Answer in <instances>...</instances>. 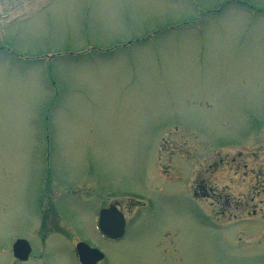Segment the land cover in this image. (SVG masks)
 Masks as SVG:
<instances>
[{
  "label": "rangeland",
  "instance_id": "obj_1",
  "mask_svg": "<svg viewBox=\"0 0 264 264\" xmlns=\"http://www.w3.org/2000/svg\"><path fill=\"white\" fill-rule=\"evenodd\" d=\"M0 28V264H78L110 203L106 264H264V224L215 225L199 191L238 152L264 175V0H0Z\"/></svg>",
  "mask_w": 264,
  "mask_h": 264
},
{
  "label": "flooded vegetation",
  "instance_id": "obj_2",
  "mask_svg": "<svg viewBox=\"0 0 264 264\" xmlns=\"http://www.w3.org/2000/svg\"><path fill=\"white\" fill-rule=\"evenodd\" d=\"M5 31L0 28V55L2 53L5 52V54H7L8 56L6 57L7 59L9 58L12 61L13 66H15L14 63V58L15 55H17L14 51H12L10 48L8 49L6 44H5V38L7 39V33H4ZM0 59H2L0 57ZM258 143H254L252 145H245V146H253L255 144H259ZM221 151H226L224 148H222ZM241 158H244V160H241ZM250 160V164L248 163V161ZM259 158L257 153L251 152V154H244L243 152H238L235 156H233L231 159L228 157H223L220 158L219 162H215L213 164H210L209 167L207 168L208 171L213 170V168L215 167L220 168L221 172L223 174V188L221 190V192H217L216 189H214L212 186H208V182H207V190L204 186H202L201 188H199V191L201 192V194L207 197V199H210V208H217L218 211L220 212V216L221 218L218 219H211L210 214L207 211V217H209L213 223L215 225H220L221 228H230L229 225H247L250 226L252 224H258V223H262L264 224V220L262 219L263 217H258L257 216V209H255L256 205L257 207H259V202H257L256 199H254V197H258V194L260 193H264V175L261 176V174L257 171H255V167H253V164L258 162ZM260 169V168H258ZM263 170H264V164H263ZM219 171V170H218ZM242 171H244V177L245 179L239 177V173H242ZM236 176V177H235ZM233 178H236L235 183H232ZM249 178V181H247V179ZM229 180H230V184H229ZM242 180H245L244 182H247V185L252 188V189H256V191H251L249 192V194L246 196V198H251L250 200H247L246 198L244 199L243 197H238L233 193V190H235V188H237V186L239 184H244V182ZM229 184V185H227ZM260 185H262V188L259 190V188L261 187ZM220 193V194H217ZM255 193V194H253ZM196 196H199L196 193ZM215 199V200H212ZM208 201V200H207ZM261 205L264 206V200L261 201ZM111 207L116 208L124 217V234L119 238V239H112L109 238L107 236H104L100 233L99 231V218H100V212L102 210H106L109 209ZM264 209V208H263ZM263 209L259 212V214L263 213ZM208 210V209H207ZM254 215H256L257 217H255ZM254 216V217H253ZM205 218V217H202ZM207 219V218H206ZM128 220L126 217L125 212L120 208L119 204L117 203H110L107 206H100L99 204L96 205L95 207V226L94 229L96 231V234L98 235V237H100L102 239V245L101 246H93L90 245L89 243L85 242V241H81L78 242L75 246V257L77 259L76 262H78V264H81L80 262V258H79V253H78V246L81 243H85L86 245H88L89 247L93 248V249H97L99 250L103 255V259L101 261H99L97 264H106L107 260H108V254H109V249H107V246H112L115 245L117 243H120L122 240H124L126 238V234H127V227H128ZM257 226V225H256ZM258 228H260V226H257ZM19 239H24V238H19ZM29 242V241H28ZM30 243V242H29ZM31 245V243H30ZM32 247V253L29 256L28 260H30L31 256L33 255V246ZM74 257V259H75ZM17 262L20 263L19 260L15 259ZM27 260V261H28ZM26 261V262H27ZM24 263V262H22Z\"/></svg>",
  "mask_w": 264,
  "mask_h": 264
},
{
  "label": "water",
  "instance_id": "obj_3",
  "mask_svg": "<svg viewBox=\"0 0 264 264\" xmlns=\"http://www.w3.org/2000/svg\"><path fill=\"white\" fill-rule=\"evenodd\" d=\"M101 232L112 239H118L124 233L123 215L114 207L109 210H103L100 213ZM14 256L20 261H27L31 253V247L25 240H18L13 247ZM78 253L82 264H96L102 259L101 253L91 249L85 244L78 246Z\"/></svg>",
  "mask_w": 264,
  "mask_h": 264
}]
</instances>
